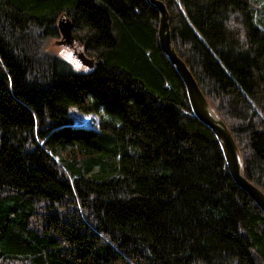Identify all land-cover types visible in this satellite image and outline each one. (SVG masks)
Wrapping results in <instances>:
<instances>
[{"label": "trees", "instance_id": "trees-1", "mask_svg": "<svg viewBox=\"0 0 264 264\" xmlns=\"http://www.w3.org/2000/svg\"><path fill=\"white\" fill-rule=\"evenodd\" d=\"M173 44L264 191V0H164ZM69 17L94 67L48 49ZM147 0H0V264H264ZM96 114L74 124L70 108Z\"/></svg>", "mask_w": 264, "mask_h": 264}, {"label": "water", "instance_id": "water-1", "mask_svg": "<svg viewBox=\"0 0 264 264\" xmlns=\"http://www.w3.org/2000/svg\"><path fill=\"white\" fill-rule=\"evenodd\" d=\"M147 2L159 12L160 47L182 77L194 115L214 132L234 181L252 197L264 212V191L245 175L243 155L229 125L210 103L189 65L179 55L173 44L167 4L164 0H147ZM58 28L62 35L59 43L73 45L75 35L72 20L67 16H61L58 20ZM75 53L82 64L89 68L94 67L96 63L94 57L87 55L84 50H75Z\"/></svg>", "mask_w": 264, "mask_h": 264}, {"label": "rangeland", "instance_id": "rangeland-1", "mask_svg": "<svg viewBox=\"0 0 264 264\" xmlns=\"http://www.w3.org/2000/svg\"><path fill=\"white\" fill-rule=\"evenodd\" d=\"M62 39V35L59 31V35L52 37L48 42V49L54 53L60 55L62 58L70 62L73 67L77 70H88L89 67L85 66L78 59L75 50H84L83 46L77 41L73 45H67L64 43H59ZM71 116L73 117L74 124L85 125V126H96L98 123V116L96 114H84L78 111L74 106L70 108ZM237 142V141H236ZM238 144V143H237ZM239 146V145H238ZM240 148V147H239Z\"/></svg>", "mask_w": 264, "mask_h": 264}]
</instances>
